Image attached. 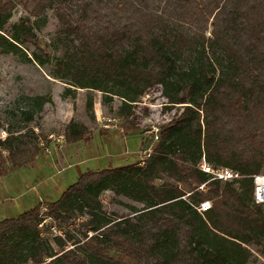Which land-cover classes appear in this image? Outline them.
Listing matches in <instances>:
<instances>
[{
    "label": "trees",
    "instance_id": "obj_1",
    "mask_svg": "<svg viewBox=\"0 0 264 264\" xmlns=\"http://www.w3.org/2000/svg\"><path fill=\"white\" fill-rule=\"evenodd\" d=\"M23 5L32 7L34 17L51 7L68 42L56 59L58 70L68 75L52 76L104 92L106 103L113 98L107 94L118 96L116 115L123 119L155 85L168 107L184 106L142 166L86 171L48 205L46 216L36 205L0 221V264H244L243 245L264 236V215L253 202V176L262 168L264 173V0H26ZM11 8V0H0L5 18ZM63 135L67 144H87L91 137L86 126L73 121ZM39 141L33 129L8 132L0 141L7 152L0 153V177L33 164L42 151ZM202 157L240 178L210 180L198 168ZM105 191L144 208L108 221L98 213ZM203 202L211 206L198 212ZM77 215L88 216L86 240L66 250L61 224ZM47 219L59 221L50 228L60 233L53 235L59 251L40 229Z\"/></svg>",
    "mask_w": 264,
    "mask_h": 264
},
{
    "label": "rangeland",
    "instance_id": "obj_2",
    "mask_svg": "<svg viewBox=\"0 0 264 264\" xmlns=\"http://www.w3.org/2000/svg\"><path fill=\"white\" fill-rule=\"evenodd\" d=\"M25 1L11 0L12 8L7 18L0 13V141L8 136V132L17 134L23 128L33 129L40 136V146L41 144L43 146L39 156H42L44 164L47 165L46 158L51 161L53 154L57 156L64 151L67 143L61 144L57 139L73 121L89 129L91 140L98 135L102 138L112 136L110 143L115 144L118 151L125 150L122 154H128L126 165L142 162L141 151L154 145L155 135L159 137L162 129L178 119L183 110L181 106L184 105L168 107L162 88L155 85L134 103L131 115L123 119L116 115L121 103L118 96L107 94L113 98L106 103L103 99L104 92L75 88L69 84V81L52 76V73L66 77L68 75L58 70L56 66V59L62 57L68 42L59 34L60 25L51 7H47L40 16L34 17L29 12L32 7L29 5L26 8L23 5ZM211 31L212 26L209 25L205 32L206 38L210 37ZM68 78L71 79V76L69 75ZM67 88L70 92L65 95ZM90 99L92 107H88ZM24 113L31 116L30 121L26 120L27 116ZM105 125L109 128H104ZM105 131H111V134ZM51 136L52 139L49 138ZM132 140L137 141V149L132 152L128 147L127 153L126 144L128 142L129 145ZM77 145L83 149L88 146L81 142ZM45 149L48 151L46 152ZM0 153L3 156L7 155L2 148ZM238 156L240 157L241 154L236 152L235 157ZM143 161L146 162V159ZM33 165L34 163L0 177V213L3 209L9 211L11 217H17L36 206L30 205L35 195L32 187L39 184L42 178L32 172ZM247 165L250 169H257L256 163H247ZM117 167L121 165L111 168ZM61 170L53 167L51 177L58 175ZM261 173L263 168L258 174ZM160 183L161 181L156 182V184ZM36 191L38 192V189ZM58 194L45 198L38 204L41 217L49 213L48 205L59 198ZM99 200L100 217L111 222L138 215L144 208L143 204L115 196L110 191L103 192ZM261 213L264 215V206H261ZM77 217L82 218L77 215L61 224L66 233L63 242L66 250L77 249L86 240L84 223L88 216H83L81 220L76 219ZM2 220L4 216H0V221ZM55 222L56 224L51 219H47L40 229L45 232L43 235L52 247L59 251L54 233L50 229L53 225H58L59 221ZM243 246L247 251L244 264H264V236Z\"/></svg>",
    "mask_w": 264,
    "mask_h": 264
},
{
    "label": "crops",
    "instance_id": "obj_3",
    "mask_svg": "<svg viewBox=\"0 0 264 264\" xmlns=\"http://www.w3.org/2000/svg\"><path fill=\"white\" fill-rule=\"evenodd\" d=\"M105 132L111 134V131ZM101 138L102 137L99 135L92 140L90 138L91 142L89 141L87 143L88 146L84 149L77 145V143L66 144V147L61 154L57 156L53 154L51 161H48L46 158L47 165L44 164L42 156L36 158L31 170L37 174V177L42 178V181L39 182V184H35V187H32L35 195L34 200L30 201V205H38L43 199L51 197L56 193L61 195L68 185L70 186L75 183L77 178L86 171H101L110 167H115V165L122 166L125 163H128L126 161L128 154H122L125 150L119 149L118 151L117 146L110 143L112 136H104L102 138L103 140ZM137 145L138 143L135 140H132L129 145L127 142V153L128 147L129 151L135 152ZM53 167H58L62 170L58 175L51 177ZM44 178L45 180H43ZM37 189L38 192L36 191ZM10 215L9 211H4L3 209L0 213V216H4V219L15 218Z\"/></svg>",
    "mask_w": 264,
    "mask_h": 264
},
{
    "label": "built area",
    "instance_id": "obj_4",
    "mask_svg": "<svg viewBox=\"0 0 264 264\" xmlns=\"http://www.w3.org/2000/svg\"><path fill=\"white\" fill-rule=\"evenodd\" d=\"M111 120H108V122ZM115 121V120H113ZM104 128H109L108 125H105ZM49 138H53L52 136ZM55 140V139H54ZM154 142L153 144H155L158 141V137L155 135L154 137ZM58 142H60L61 144L63 142H65V138L64 135L59 136L57 139ZM41 147L42 144H41ZM154 145L150 146L148 149L142 150L141 154H142V162L139 163V165H143L145 162L143 161L144 159H148L153 151ZM45 151L47 152L48 149H45ZM198 168L200 171H202L203 173H206L210 176V180L212 181H220V182H232L235 180H238L240 178V176L228 169V168H213L211 167L209 164L206 163L205 159L202 157ZM199 191H204V184L200 185L198 187ZM253 202L256 205H260V206H264V173L261 174H257L255 176H253ZM210 202H203L199 205V207L197 208L198 212H205L210 208ZM52 232L55 235H60L59 232L55 231L54 229H52Z\"/></svg>",
    "mask_w": 264,
    "mask_h": 264
}]
</instances>
